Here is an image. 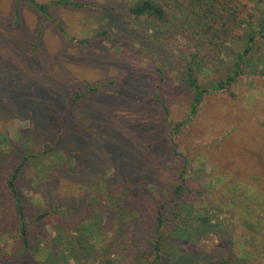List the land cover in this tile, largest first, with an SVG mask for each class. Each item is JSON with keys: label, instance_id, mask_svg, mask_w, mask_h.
Listing matches in <instances>:
<instances>
[{"label": "rangeland", "instance_id": "rangeland-1", "mask_svg": "<svg viewBox=\"0 0 264 264\" xmlns=\"http://www.w3.org/2000/svg\"><path fill=\"white\" fill-rule=\"evenodd\" d=\"M78 1L51 9L63 32L28 2L0 0V264H264V37L229 90L210 86L233 72L246 40L208 49L196 71L209 92L177 133L193 99L191 0L182 10L160 0L180 26L160 41L129 12L136 0ZM90 83L103 84L74 103ZM179 183L192 188L183 210L195 226L159 228ZM205 211L213 217L200 226ZM81 223L94 227L89 244L76 241Z\"/></svg>", "mask_w": 264, "mask_h": 264}, {"label": "trees", "instance_id": "trees-1", "mask_svg": "<svg viewBox=\"0 0 264 264\" xmlns=\"http://www.w3.org/2000/svg\"><path fill=\"white\" fill-rule=\"evenodd\" d=\"M19 2H28L36 11H38L44 18L53 19L56 22L57 27L65 31L61 24L53 17L51 9L52 7L61 6H80L83 5L78 0H51L48 2L40 0H17ZM174 2L177 7L182 10V2L179 0H166V4ZM193 5L192 9L184 14L185 23L193 25L194 29L189 32L190 35L193 33L196 38L195 45L190 47V53L186 54L188 62L186 65V83L192 89L193 99L190 105L189 115L187 118L177 122L175 126V132H179L184 125L190 122L191 116L197 111L198 105L202 102L205 93L209 92V88L203 87L199 81L196 67L197 65H205L210 59L208 49L221 52L225 47L226 42L234 41L236 38H243L246 40V48L242 52H237L233 55L234 69L231 74L227 77L222 78L219 82L214 83L210 86L211 90L223 91L229 90L233 83L236 81L238 75L241 73L243 62L245 61L246 54L250 50V45L255 44L258 35L264 37V0H191ZM251 4V10L248 9V5ZM219 10L215 12V9ZM239 9H246L248 11L247 16H240ZM171 8L167 7L160 0H136L129 8V12L137 20H147V26L149 30H152V37L155 41L161 39H170L174 34H177L180 26L173 25L171 20ZM256 11L263 13L261 16L262 21H253ZM214 15L215 19L212 18ZM162 23L160 26L156 23ZM182 23V22H179ZM183 24V23H182ZM174 28V30H172ZM243 29L244 32L238 35L239 29ZM75 42H81L80 39H73ZM38 43V40L36 41ZM165 75L160 69V82L164 81ZM112 81V80H111ZM113 83V82H112ZM100 84H86L84 87L78 89L73 96V102L80 101L86 95H92L96 93L100 88ZM165 105V109L168 112V106ZM19 169L15 168L14 173L8 180V185L13 193H16L15 181L17 179ZM192 188L187 183H179L173 188V196L166 199L161 203L158 209L157 219L159 228L161 226H167L170 222L174 223L176 228L186 229L195 226V220L193 217L186 214L183 210L184 205L188 204L186 201L185 194L191 192ZM185 209V208H184ZM170 213V214H168ZM206 213V214H205ZM204 215L200 216L202 224L200 226H206L212 220V217L208 211H205ZM20 218L23 217L22 208L19 209ZM171 215L172 219L168 218ZM20 231L22 232L24 239L27 241V226L25 223L20 225ZM74 230V229H73ZM75 230H84V233H80L76 241L80 244H89V240L96 236L94 227L89 224H79L75 227ZM86 230V231H85ZM159 231V237L163 236V233ZM88 232V233H87ZM161 241L156 240L154 251L156 254L154 258L159 259V249ZM143 252L136 251V256H141ZM204 264H235L233 262L216 259L206 261Z\"/></svg>", "mask_w": 264, "mask_h": 264}]
</instances>
